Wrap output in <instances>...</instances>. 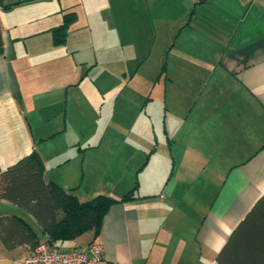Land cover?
Instances as JSON below:
<instances>
[{"label": "crops", "instance_id": "0c3cea01", "mask_svg": "<svg viewBox=\"0 0 264 264\" xmlns=\"http://www.w3.org/2000/svg\"><path fill=\"white\" fill-rule=\"evenodd\" d=\"M146 6L153 20L166 24L167 41L178 30L177 41L184 31L193 33L179 43L191 46L190 76H180L189 79L188 88L172 103L167 98L160 136L145 111L149 123L142 118L143 133L135 138L144 155L136 176L135 169L122 176L119 196L109 195L120 199L135 189L137 199L112 206L97 237L90 232L56 246L75 252L96 241L108 264H216L228 237L264 195V0H0V167L37 151L48 182L73 190L81 202L106 195L81 196L80 183L54 176L71 158H49L43 148L68 132L72 108L88 116L82 106L87 85L97 102L119 90L117 103L122 100L125 82L112 86V72L103 73L99 59L83 52L101 44L98 32L105 27L117 36L118 29L133 30L136 7ZM72 11L78 20L56 46L52 30ZM149 134L170 142L171 160L161 164ZM155 157L161 161L150 168ZM4 216L36 223L41 232L27 211L0 200ZM30 254L25 246L10 251L0 239V264Z\"/></svg>", "mask_w": 264, "mask_h": 264}, {"label": "rangeland", "instance_id": "374dc122", "mask_svg": "<svg viewBox=\"0 0 264 264\" xmlns=\"http://www.w3.org/2000/svg\"><path fill=\"white\" fill-rule=\"evenodd\" d=\"M146 7L147 9L136 7L133 30L118 29L117 36L111 26L105 27L98 32L101 44L83 52L85 56H96L99 59L98 65L103 73L112 72V86L120 88L125 82L128 89L120 96L122 100L117 103L115 94L119 90L112 94V98L108 97L107 101L103 99L102 102H97L98 95L94 87L87 85L83 88L87 102L82 106L88 116L80 115L72 108L68 132L43 148L49 158H57L58 155L71 158L70 165L59 169L54 176H60L73 185L80 183L78 193L81 196H95L100 192L108 196H119L125 184L122 176L129 175L136 163L144 157L143 154L140 155V143L135 138L143 133L142 118L149 123L145 111L148 109L152 113V120L160 136V131L164 129L161 125L166 118L167 98L168 103H172V98L181 95L183 89L188 88L185 81L189 79L180 76H190L192 65L189 64L186 53L191 54V50L187 51L191 46L187 43L179 46V43L186 37L190 39L193 33L184 31L177 41L178 30L173 39L167 41L163 35L166 24L153 20L148 6ZM89 36L91 37V31L88 30V38ZM193 69L196 70L194 67ZM87 81L86 79L85 83ZM73 94L74 91L71 95ZM179 100L181 99L175 98L173 102ZM135 119H139L141 123L136 124L133 121ZM151 128L150 124L147 133H152ZM153 136L149 134L150 140H154L152 145L157 147V155L163 159L161 164L164 160H171L170 142L167 139L164 142L162 137L155 141ZM99 141V148L89 145ZM161 158H153L149 167H155ZM136 172L137 169L134 176ZM32 225L39 232L37 224Z\"/></svg>", "mask_w": 264, "mask_h": 264}, {"label": "trees", "instance_id": "16d2710c", "mask_svg": "<svg viewBox=\"0 0 264 264\" xmlns=\"http://www.w3.org/2000/svg\"><path fill=\"white\" fill-rule=\"evenodd\" d=\"M77 20L75 11L65 13L63 23L52 30L56 46L66 42ZM135 199L133 189L120 199L99 195L81 202L73 190L46 180L44 162L34 151L4 171L0 167V200L27 211L41 232L24 218L4 216L0 218V239L10 251L25 246L32 253L42 242L57 245L90 232L97 237L110 208ZM216 264H264V195L228 237Z\"/></svg>", "mask_w": 264, "mask_h": 264}, {"label": "built area", "instance_id": "2783aa9c", "mask_svg": "<svg viewBox=\"0 0 264 264\" xmlns=\"http://www.w3.org/2000/svg\"><path fill=\"white\" fill-rule=\"evenodd\" d=\"M17 264H108L102 247L92 241L86 250L69 252L59 249L56 244L42 242L28 257Z\"/></svg>", "mask_w": 264, "mask_h": 264}]
</instances>
